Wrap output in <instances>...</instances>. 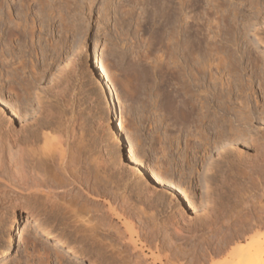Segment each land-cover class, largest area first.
<instances>
[{"label":"rangeland","instance_id":"374dc122","mask_svg":"<svg viewBox=\"0 0 264 264\" xmlns=\"http://www.w3.org/2000/svg\"><path fill=\"white\" fill-rule=\"evenodd\" d=\"M34 19L39 26H42H40L43 28L42 32H45L46 35L48 34V38H51L53 42L55 41L56 44L60 45L66 59L62 72L58 75L57 79L50 84V91L49 88H45L46 86H41L42 88L38 87L39 79L43 76L42 73L45 74L51 59L45 53V49L43 50L42 48L43 46L39 39L40 34L38 33L39 29L34 26ZM219 36L222 38L225 37L224 39L226 40H229V38H231V41L236 40L235 45L237 46L233 44L235 46L234 48L230 40L231 44L224 40V42L220 41L222 38L220 39ZM210 40L213 41L211 42ZM208 42L216 44L215 46H217V48L224 45V49L222 47V52L218 51L216 48L218 51L216 52L219 54L223 53V56H220L222 54H218L220 57H217L212 54L213 50H215V46L208 47L209 49L213 48L209 51L205 45ZM217 42L219 43L217 44ZM211 43L208 44L214 45ZM94 44L100 53L103 69L107 76L106 79H108L109 85L113 90V95L115 96L113 100L116 101H114V103L116 108L118 107L119 117L123 120V136L126 141L125 150L132 154L130 155L134 158L132 159L138 163V166H140L139 168L144 167L152 176H158L156 178H160L159 180L164 182L167 188H170L171 191L178 195L176 199L163 196L153 183L137 179L138 176L128 171L127 159L113 152L114 148H112V146L114 142L109 136H111L110 130L111 125L113 126L114 124V120L111 115L112 110L110 112L107 107V103H110L108 99L109 96L107 91L104 92V83L99 81L100 79H95L93 74L90 73ZM227 46L228 49L232 48V50L234 49L233 51L237 53L235 54L233 52V54L231 53L232 50L231 52L228 50L233 56L235 55V60L237 58L236 61H238L236 67L239 74L237 73L238 75L236 78H234V73H236L235 62H233L235 61L233 60L234 57L231 55L229 56V54L224 56L227 54V50L225 51ZM206 50L215 57L211 54V56L204 55ZM223 51L226 53L224 54ZM253 56L254 58L256 57L255 60L258 59L257 61L260 65H264V0H0V75L3 76H0V82L2 78L4 79L2 83H0V86H2L0 87V127L3 131L14 130L13 132H15L18 130L15 127H19L21 123L25 121L27 132L29 131L30 133L35 131L37 126L39 127L42 123L46 125L49 124L50 126L52 125V129H55L52 130L54 133L56 129L58 130L59 128L60 132L62 131V135L58 133L59 130L56 132V135H61L65 137V139L62 138L64 141H69V143H67L71 147L68 146V153H70V150L79 158L81 163L82 160H85L86 162L83 161L84 163H82L84 165L85 163L90 165L89 162H92L93 165L96 163L97 167L100 166L98 170L93 166V171H97L98 173L101 171L100 175L102 177L104 176V179L106 178V180L111 182L114 181L120 186L119 194L131 195L132 197L135 196V193L132 194V190L137 188L141 190V192L144 191L142 192V195H144L143 198H145V195L151 196L150 198H145L146 200L150 199V201H147L148 203L151 202L148 206L150 209L148 207L147 209L152 211L151 214L153 212L155 213L151 215L150 212L146 210L152 217H156L155 221L153 218L151 219L157 224H154V231L157 229L158 233L156 232V234H154V231L151 232L156 235V237L158 236L159 245L163 244L162 247L160 245V248L159 245L157 246L159 250H157V247L151 245L152 248H150L148 243V246L144 244V242H147L144 239L139 241L141 237L139 238L135 230L131 228L130 230L135 232L132 231L135 235L132 234V232L130 233V238L133 242L135 241V243H132L128 240L129 232L127 233L126 231L128 229L123 231L126 228H124V222H127V220L125 221L113 215L114 218L110 214L108 218V213H106L108 209L105 208H108V204L111 203L110 199L112 198L109 194L106 196L110 198L102 196L96 199L97 201L94 198H90L88 195L83 194L85 198L80 194V197H83V199L80 198L81 200L86 199L84 203L81 201L82 205L88 209L83 208V206L78 207L81 203L77 205L79 209L75 208L77 211L81 210L80 208L86 211L91 210L90 212H92L93 215L96 213L98 216L100 215L99 213H102L101 215L105 213L107 219L110 220V226L112 224L111 222L115 225H120L114 226L112 224L114 227L119 228H115V230L113 226L107 228L113 229V231L117 230V233H120V231L126 233L127 241L124 240L122 242L126 244V246H124L129 252L127 250L123 251L124 246L121 250L126 256H130V258H126V260L130 261L128 263L134 260L135 263L137 262L139 264H142L141 261L143 264H167L164 262L167 259L166 257H168L171 262L173 261L172 264H213L218 262V264H221L229 250L234 248L235 245L245 244L244 239H241L245 235L247 236L249 234L254 237L259 234H264V113L262 112L264 109L261 106L257 107L254 105L253 91L250 90L253 86L259 97L262 95L259 89L260 87H258L262 77H257L254 73L255 71L257 72V61L254 67L255 60L252 61ZM221 57L223 58V62L218 63V60L219 62L221 61ZM229 58L233 60L231 65L234 66V70L233 67L230 66L229 61H226ZM259 58H262V63ZM24 59H26V61ZM202 59L204 60L202 61ZM205 59L208 63L209 60L212 61L210 65L214 60L215 62L212 67L209 66L210 68L206 67V70H203L202 64L204 66L208 64L203 63ZM228 65L232 68L230 69ZM238 67L240 70L242 69V72ZM211 68L218 70H212ZM226 68H229L232 73ZM208 69L209 71H207ZM222 69L224 72L221 73H224V75H221V73L217 74L218 72L216 73V71H221ZM261 70L257 72V75L258 73L264 72ZM227 71L229 73H226ZM209 72L211 73L210 75L213 76H210ZM196 73L199 74H197L198 78L195 76ZM230 73L233 74L230 75V79L232 76L233 79L228 80ZM204 74H208L209 76ZM225 74H227V76ZM218 75L223 78L225 77L226 82L229 81L228 83L231 85V90H235L231 92L229 86L225 85L227 83L223 82L224 79L222 77L219 78ZM262 75L264 76V73ZM214 76L219 80V88L221 87L220 89L222 90L223 86L221 85L224 84L226 90L223 89L221 92L218 88V84L217 87H215V79L217 78H214ZM253 76L254 78H252ZM209 78H213V80L210 79V81L212 80L210 82L211 84L209 83ZM214 80L215 86L212 84ZM233 80L234 85H236L234 87L232 84ZM220 81L223 82V84L220 83ZM237 83H240L239 86L242 91L246 88L245 84L247 83L248 85L247 88L249 89H246V91L247 94L249 93V108L247 107V109H251L249 111L250 116L246 114L248 110H245L246 107H244V105H241L243 108L239 109L242 100L244 102V98H246L244 95L247 96V94L245 91L244 95H241V93L238 94L241 90L236 89L238 86ZM262 83H264V81ZM184 85L187 88H185ZM209 86L210 88L212 87V90L215 89L216 91H211L210 88L208 89ZM240 87H238V89H240ZM30 88L33 89L31 90L34 92L35 98H33V108L35 107L34 109L39 110V106L43 105L48 109L45 111L46 115L44 118H38L41 119L38 120V124L37 122L35 124L32 123L34 118H31L30 121L24 119L28 117V114L31 116L35 111L34 109L28 110L31 107L26 108V113V109L19 107L22 95L25 96L24 94H26ZM192 88L195 89L193 90ZM205 89L209 90H206L209 98L206 97V91L202 92ZM224 90L230 91L232 94L229 95L231 97L228 96L232 98L230 99V103H228L230 110L233 109L232 105H234L233 111L236 108L238 112L240 110H245L241 113V116L242 114H245L244 116H249L246 125L243 124V122H239L240 125L238 123V125L234 124L235 127L237 126L238 128L240 127V130H244L239 133L242 134V137L240 136L241 140L239 139V141L236 142L237 144L234 143L235 147H231L233 146L231 142L223 146L228 139H224V141L222 140L219 143V140L218 142L216 140L218 136L215 135L218 134L219 130L221 131L222 127L226 128V130L228 128V123L222 124V120H218L220 119L219 116L222 115L221 113H225V117L231 116L232 120V116L235 114V111L232 113V110L230 111L231 115L227 113L229 112L228 109L225 111V108H227L225 106H228V104L224 99L230 92H227V94L223 96L224 93H226ZM219 91L221 93H217ZM39 93L42 96L41 98L38 96ZM211 93H214V95L216 94L215 96H217V94L223 95H218L219 97L217 96L218 98H215ZM204 94L208 99H205ZM222 97L226 105L222 101ZM242 97L244 98L242 99ZM219 100L222 102H218ZM204 101H206L207 104ZM207 101L211 103L209 104ZM231 102L232 105H230ZM200 103H205L206 106L200 105ZM233 103H237V105ZM218 104H223L220 106L221 109H218ZM207 105L210 108H212L211 105H213V112L210 108L209 110L207 109ZM222 107L224 111H222ZM203 108H205V110ZM252 109L254 111H252ZM47 112H49L48 115L50 116L48 119ZM202 113H204V115ZM217 113L220 115L217 116ZM204 116L211 120L208 119V121ZM200 118H204L201 120L202 122L205 120L203 124H201V121L199 122ZM45 119L47 121H45ZM216 121L218 123L220 122V125L222 124L220 129L214 124ZM36 124L37 126H35ZM56 124L58 125L56 126ZM212 124L214 125L212 126ZM55 126L57 128H55ZM201 128L204 130L206 128L205 132L201 133ZM211 128H214L213 130L215 131L217 129V132L213 131ZM24 131L26 130H23V132ZM27 132L24 134L30 135L29 133L27 134ZM197 134L200 136H197ZM201 136H203L204 139L207 137L209 139H205V141H203L204 139L201 140L203 142L200 140L197 141V137L198 139L203 138ZM205 142L208 144L211 143L210 145L212 146L217 142L220 148L223 146V150L217 145H215L216 147L211 146L212 148L210 145L206 147L205 145L207 143ZM223 142H225V144H223ZM71 155L72 154H70V156ZM227 159L228 161L232 159L235 164L232 161L228 162ZM79 161L77 162L75 160L77 163H79ZM81 163L77 166H83L84 168L85 166ZM101 165L104 167L102 168ZM249 170L252 175L249 174ZM102 171L106 172L103 173ZM247 173L251 175V178ZM246 175L249 179L246 178L245 180L244 178L242 180V177H246ZM250 179H252V188L249 186L250 182H248ZM241 180L244 181V183L247 182V185L251 189L252 193L250 189L247 191L252 194V204H250L252 212L250 208L248 211L247 207L239 202L237 193L240 189V185L243 184ZM3 184H5L4 190L1 188ZM2 185H0L1 190H3V193H1L2 191L0 190V264H41L42 262H47L46 264H88V261H86L88 259L91 261L93 260L96 264L100 261H97L96 255H94V252H92L88 244L89 241H91H88V239H91V235L87 236L89 229H85L86 232L88 230L85 234V232L82 231L84 229L78 228L79 234L78 231L70 228L71 226L75 228L73 224L70 223L71 226L68 225V228L65 227L64 224L61 225V216L57 215L60 217H57V220L55 219L56 215L54 217V214H50L52 213L50 212V204L48 207L46 205L47 203L45 204L43 201L41 202V200H38L39 202L36 201V203H40L38 207V204L35 203L34 205V202H32L30 198L27 199L28 197L26 198L24 193H19L14 190V192H16V194H14V192L11 191L13 189H11L10 192L7 181L4 180ZM247 185L246 187H248ZM6 188L8 190H6ZM247 191L244 189V192ZM17 194H20V196ZM18 198L20 199L18 200ZM89 199L90 201H88ZM87 201L90 202L89 204L87 203L88 206L86 204ZM145 201L142 203L144 207L148 204L147 202L146 204ZM106 202L109 203L106 204ZM77 203L79 204V201ZM94 203L96 204L92 207ZM89 205L93 210L95 208L98 212L95 210V212H93ZM33 206H37L38 208ZM44 206L47 209H45ZM30 208L34 209L30 210ZM39 208L44 209V211ZM48 208L50 210H48ZM29 214L33 217H30ZM251 214L252 232L249 231V233L247 230L246 233H244V231L248 229V225L247 223H242L240 220L243 219L245 215L250 218ZM50 216H52L53 219ZM26 217H30V219L32 218L31 220L37 222L28 224L24 229V218ZM106 222L105 224L107 226L109 222L108 220H106ZM121 223H123V226H121ZM152 223L153 222L149 224L150 228L152 227L151 225H153ZM169 223L172 224L170 225ZM14 224L19 226L20 232H22L23 235L22 239H24L20 242L21 244L19 243L17 245L18 247H14L15 251L12 250L10 255L3 259V255L8 247L10 234L12 233L11 228L14 227ZM97 224L99 223H96V226L99 227L97 228L94 225V233L92 234H96L98 230L97 233L100 236L102 233V231H99L101 225ZM41 225L43 227H41ZM228 225L229 228L227 227ZM164 227L167 228V230L164 229ZM37 228L40 234L60 241L65 247L63 248L64 250H54L50 244H46V246L40 239L37 240L40 238L38 235L39 233H35ZM80 230L87 238L84 237L85 235L81 236L82 232H80ZM149 231L147 230V232ZM166 231L167 235L165 233ZM35 234H37L38 237ZM78 234L80 237H78ZM102 234L101 237H105V235L102 236ZM111 234L109 230L105 239L107 240L109 237L108 239L111 240L109 241L110 243H118L116 239H113L116 236V232H112L111 230ZM219 234H222V237H219L220 239L217 240L216 236H220ZM164 235H166V239L171 240V242L169 240V243L166 242L167 240L163 237ZM159 236H162L164 239L161 240L162 237L160 238ZM83 237L85 241L82 239ZM236 237H241L240 241L238 240L239 238ZM60 238L63 240L61 241ZM66 239L70 241V243H67ZM112 239L116 242H112ZM235 239H237V242ZM77 240L80 243H78ZM143 240L144 242H142ZM230 240L232 241L230 242ZM82 241H84L86 245ZM51 242L53 241L51 240ZM165 242L167 243V247L165 246ZM66 243L69 246L81 248V252L79 248H76L77 250L79 249L78 259L64 258V260L62 257L60 259L63 252L67 250ZM72 243L75 244V246H73ZM168 246L170 250L165 249L169 248ZM130 250H135V254L139 252L137 255L141 259H139L137 255H135V259H132ZM127 253L130 255H127ZM125 255H123V262L121 258L116 260L118 259L116 256L114 258L111 257L113 260H111L110 257H106L108 259L107 262L109 264H116V262L118 264L120 262V264H124ZM165 255L167 256L165 257ZM93 257L96 260H94ZM136 258L137 260L139 259V262L136 261ZM101 260L103 262H100L103 264L106 263L104 262V260L106 261L105 258L104 260L101 258ZM113 261L115 263H113ZM131 264L134 263L132 262Z\"/></svg>","mask_w":264,"mask_h":264},{"label":"bare ground","instance_id":"6f19581e","mask_svg":"<svg viewBox=\"0 0 264 264\" xmlns=\"http://www.w3.org/2000/svg\"><path fill=\"white\" fill-rule=\"evenodd\" d=\"M254 6H255V4H254ZM257 7V6H256ZM258 8H259V6H258ZM257 9V8H256ZM255 9V10H256ZM260 12V11H259ZM257 13V12H256ZM4 17V16H3ZM33 18V17H32ZM12 22V21H11ZM22 22V21H21ZM32 22V21H31ZM33 22H34V26L36 27V28H38L39 29V31H38V33L40 34V37H39V39L41 40V43H42V48H43V50L45 51V53L48 55V57L51 59L50 60V64H49V67H48V69L46 70V72H45V74L44 73H42L43 74V76L41 77V79H39V86L38 87H41V86H46L45 88H49V91H50V84L52 83V82H54L56 79H57V77H58V75L62 72V70H63V68H64V63L66 62V59H65V55H64V52L62 51V49L60 48V45H58V44H56L55 43V41L53 42L52 41V39L51 38H48V34L46 35L45 34V32H42V29L43 28H41L39 25H38V23L35 21V19L33 20ZM32 22V23H33ZM13 25V24H12ZM17 27V26H16ZM22 27V26H21ZM16 30V29H15ZM24 30V29H23ZM28 30V29H27ZM21 32V31H20ZM22 34V33H21ZM24 35V34H23ZM26 35V34H25ZM216 36V35H215ZM218 36V35H217ZM222 36V35H221ZM220 37V36H219ZM217 38V37H216ZM222 37H220V39H221ZM225 38V37H224ZM224 38H222V40H220V41H227V42H229L230 43V39L231 38H229V40L227 39H224ZM234 38V37H233ZM232 38V39H233ZM210 39V38H209ZM208 39V40H209ZM212 39V38H211ZM235 39V38H234ZM213 40H214V38H213ZM212 40V41H213ZM211 41V40H210ZM211 41V42H212ZM215 41V40H214ZM219 41V40H218ZM219 41V42H220ZM223 41V42H224ZM233 41H234V43H233ZM235 41L236 40H232L231 42H232V46H234L235 45ZM211 42H208V43H211ZM216 42V41H215ZM219 42H217V44L219 43ZM58 43V42H57ZM206 43V42H205ZM207 43V44H208ZM222 43V42H221ZM205 44L206 46H207V48L209 47H214L216 44H214V43H211V44H214V45H210V44ZM224 44H227V43H224ZM231 44V43H230ZM234 44V45H233ZM220 45V44H219ZM222 45H223V43H222ZM206 46H203V47H206ZM224 46V45H223ZM223 46H219L220 48H217V46H215L214 47V49L215 50H213V52H212V54H214V55H216L217 57H220V56H223V53H220V54H222V55H220L219 53H217L218 51H220V52H222V50L224 49V47ZM228 46H229V44H228ZM228 46L225 48V51L227 50V54H225L226 52H224V56H227L228 54H229V56L231 55L232 57H234L233 58V60H235V55L233 56V54L235 53V54H237L236 52H234L233 50H232V48L230 49H228ZM235 46H237V45H235ZM235 46H234V48H235ZM222 47H223V49H222ZM231 47V46H230ZM207 48H205V49H207ZM208 48V50L210 51V50H212V49H209ZM218 49V51H217V49ZM204 49V48H203ZM202 49V50H203ZM219 49H221V50H219ZM208 50H206V53H207V51ZM231 52V50H232V52L231 53H233V54H231L229 51ZM23 51V50H22ZM209 51H208V53L206 54H204V55H208V56H211L210 54H209ZM217 51V52H216ZM93 54H92V68H91V70H90V68H89V70H90V73H92L93 74V77L95 78V79H100L99 81H102L103 83H104V92H106L107 91V93H108V96H109V101H110V103H107V107H108V109H109V111L111 112V110H112V116H113V120H114V124H113V126L111 125V130H110V132H111V136H109L111 139H112V141L114 142V144H113V146H112V148H114L113 149V152L116 154V155H121V157H125V159H127V169H128V171L131 173V174H133V175H136V176H138V178L137 179H141V180H146L147 182H151V183H153L155 186H157V188L159 189V192L163 195V196H165V197H169V198H171V199H176V196L178 197V195H176L173 191H171L170 190V188H167V186L166 185H164V182H162L161 180H159L158 178H156V177H158V176H156V177H154V176H152L148 171H147V169L145 168L144 169V167L143 168H139L140 166H138V163L136 162V161H134L133 159V157H131V153H129L128 151H126L125 150V139H124V136H123V133H124V128H123V120H122V118H120L119 117V114H118V111L119 110H117L118 109V107L116 108V106H115V103H114V101L115 100H113L114 98H115V96L113 95L114 93H113V90L111 89V87H110V85H109V81H108V79H106L107 78V76H106V74H105V71H104V67H103V65H102V62H101V58H100V53L98 52V49H97V47H96V45L94 44L93 45ZM203 52H205V51H203ZM203 52H202V54H203ZM216 54H215V53ZM229 52V53H228ZM198 53H199V51H198ZM197 54V53H196ZM220 56H219V55ZM214 55H212V56H214ZM215 57V56H214ZM213 57V58H214ZM264 57V56H263ZM198 58V57H197ZM256 58V57H255ZM255 58H254V56H253V59H252V61L253 60H255ZM258 58V57H257ZM218 59H220V58H218ZM229 59H231V60H229ZM229 59H227L226 61L228 62L229 61V64H230V66H232L233 67V70H234V66L233 65H231L232 64V58H229ZM260 59V58H259ZM25 61H26V59H24ZM204 59H202V61H203ZM221 61L219 62V60H218V63H221V62H223L222 60H223V58L221 57V59H220ZM236 60H237V58H236ZM233 61V62H235V67H236V65L238 64L237 62L238 61ZM258 60V59H257ZM257 60H255L254 62V67H255V64H256V61ZM262 60V58L260 59V61ZM24 61V62H25ZM30 61H32V60H30ZM207 60L205 59V62H203V63H208V61L206 62ZM231 61V62H230ZM259 61V62H260ZM212 61H210L209 60V65L207 66V65H203L202 64V69L204 70L206 67L207 68H210V67H212L213 66V63L215 62V60H214V62L210 65V63H211ZM263 61H261V63H262ZM27 63V62H26ZM195 63V62H194ZM199 63V62H198ZM253 63V62H252ZM29 64V63H28ZM23 65V64H22ZM27 65V64H26ZM217 65V64H216ZM223 65V64H222ZM221 65V66H222ZM227 65V64H226ZM260 64L258 63V61H257V65H256V68H257V72L259 71V70H261V71H264V65L263 64H261V65H263V66H259ZM29 66V65H28ZM210 66V67H209ZM229 66V65H228ZM229 66V68L231 69L232 67H230ZM240 66V65H239ZM2 67V66H1ZM192 67V66H191ZM196 67V66H195ZM198 67V66H197ZM200 67V66H199ZM217 67V66H216ZM216 67H214V68H216ZM253 67V68H254ZM189 68V67H188ZM218 68H219V65H218ZM229 68H226V69H228L229 71H230V69ZM256 68H254V69H256ZM93 69V70H92ZM193 69V68H192ZM212 69V68H211ZM210 69V70H211ZM236 70V73H234V78H236V76L239 74L238 73V70H237V67L235 68ZM238 69L240 70V68L238 67ZM1 70V69H0ZM201 70V69H200ZM206 70V69H205ZM212 70H218V69H212ZM211 70V71H212ZM242 70V69H241ZM240 70V71H241ZM23 71V70H22ZM94 71H95V73H94ZM193 71V70H192ZM199 71V70H198ZM207 71H209V69L207 70ZM220 71V70H219ZM219 71H216V73L217 74H219V73H221V72H224L223 71V69L219 72ZM239 71V72H240ZM252 71H253V69H252ZM1 72V71H0ZM26 72V71H25ZM190 72H191V70H190ZM203 72V71H202ZM213 72H215V71H213ZM231 72V71H230ZM234 72V71H233ZM242 72V71H241ZM257 72L255 71L254 73L256 74V76L257 77H262L261 79V81H260V83L259 82H257V83H259L258 84V87H260L259 89L261 90V92H262V95L259 97V95L256 93V89L254 90V88H253V86H252V89H250V90H252L253 91V95H254V105H256L257 107H259V106H261L263 109H264V83H262L263 81H264V76L262 75L263 73H258V75H260V76H258L257 75ZM188 73V72H187ZM203 73H205V72H203ZM207 73V72H206ZM214 74V75H217V74ZM226 73H229L228 71L226 72ZM232 73V72H231ZM229 74V76H228V80H231V79H233L232 77H231V79H230V75H233V74ZM238 73V74H237ZM254 73L252 72V74L254 75ZM184 74V73H183ZM197 74L198 73H196V75L195 76H197ZM211 73L209 72V75H210ZM224 75V73H221V75ZM236 74V75H235ZM242 74V73H241ZM40 75V74H39ZM191 75H192V72H191ZM199 75V74H198ZM204 75H208V74H204ZM208 75V76H209ZM226 76H227V74H225ZM0 76H2V75H0ZM187 76V75H186ZM193 76H194V73H193ZM207 76V77H208ZM210 76H213V75H210ZM255 76V75H254ZM254 76L252 77V78H254ZM255 76V77H256ZM3 77V76H2ZM190 77V76H189ZM218 77L219 78H221L222 76H220V75H218ZM239 77V76H238ZM1 78V77H0ZM197 78H198V76H197ZM206 78V77H205ZM214 78H217L216 76H214ZM223 78V77H222ZM184 79V78H183ZM200 79V78H199ZM210 79H212L213 80V78H209L208 80H209V83L212 81H210ZM224 79V81L222 80V79H220V80H222L223 82H226V80H225V77L223 78ZM257 79V78H256ZM259 79V78H258ZM4 79L2 78V81H3ZM194 80V79H193ZM215 80H216V86H215ZM214 80V82L212 83V84H214L213 86H215V87H217V84L219 83V80H218V78L217 79H215ZM217 80H218V82H217ZM227 80V81H228ZM2 81L0 82V83H2ZM38 81V80H37ZM98 81V80H97ZM189 81V80H188ZM236 81V80H235ZM237 81H239V80H237ZM242 81V80H241ZM252 81L254 82V80L252 79ZM257 81V80H256ZM101 82V83H102ZM194 82V81H193ZM197 82V81H196ZM195 82V83H196ZM223 82H221L220 81V83H222L223 84ZM229 82V81H228ZM228 82H226L227 84H225L226 86H229V90L232 92V90H235V89H232L231 90V85H230V83H228ZM231 82V81H230ZM243 82V81H242ZM4 83V82H3ZM100 83V82H99ZM102 83V84H103ZM199 83H200V81H199ZM38 84V83H37ZM211 84V83H210ZM232 84H233V87L234 86H236V85H234V80L232 81ZM236 84V83H235ZM238 84V86H237V90H241V91H239L238 92V94L239 93H241V95H244V91L246 92V94H247V91H246V89H249V88H247L248 87V85H247V83L245 84V90H243L242 91V89H241V87L239 86V84L240 83H237ZM242 84H244V83H242ZM3 85V84H2ZM247 85V86H246ZM50 86V87H49ZM195 86V85H194ZM219 84H218V88H219ZM221 86H223V89H225L224 88V84L223 85H221ZM242 86H244V85H242ZM251 86V85H250ZM0 87H2V86H0ZM184 87H185V85H184ZM193 87V86H192ZM215 87H213V88H215ZM238 87H240V89H238ZM257 87V88H258ZM42 88V87H41ZM185 88H187V87H185ZM207 88V87H206ZM210 88V86L208 87V89ZM212 88V87H211ZM210 88V90L211 91H214V90H212ZM221 88V87H220ZM219 88V89H220ZM32 88H30L29 90H30V92H29V90H28V92L26 93V94H24L25 96H23L22 95V98H21V100H20V105H19V107L20 108H24V109H26V108H29V107H31L30 109H28V110H31V109H34L33 108V106H32V103H33V98H34V92L31 90ZM39 89V88H38ZM193 89V88H192ZM195 89V88H194ZM193 89V90H194ZM218 89V90H219ZM223 89L221 90L220 89V91L222 92L223 91ZM228 89V88H227ZM207 89H205L204 91H202V92H205ZM226 90V89H225ZM224 90V91H225ZM42 91V90H41ZM44 91V90H43ZM207 91H209V90H207ZM206 91V97H208V92ZM210 91V92H211ZM216 91V90H215ZM217 92V93H221V92ZM230 91H225L226 93H224V95L223 96H225V94H227V92H230ZM15 92V91H14ZM38 92V91H37ZM186 92V91H185ZM184 92V93H185ZM231 92L230 93H228L227 94V96H225V99H227V100H225L223 97H222V101H223V99H224V101H226V103L228 104V103H230V99H232V98H229V97H231V96H229L230 94H231ZM233 92H237V91H233ZM36 93V92H35ZM50 93V92H49ZM243 93V94H242ZM258 93H260V92H258ZM38 94V93H37ZM205 94H204V97H205ZM212 94V93H211ZM210 94V95H211ZM235 94V93H234ZM214 95V93L212 94V96ZM216 95V94H215ZM214 95V96H215ZM218 95H220V94H217V96ZM222 95H220V96H222ZM232 95V94H231ZM241 95H240V97H241ZM248 95H249V93L247 94V96L246 95H244V97H246L247 98V100H246V98H244V97H242V99L244 98V102H243V100H242V104H238L239 105V109H242L243 107L241 106V105H244V107H246V114H250L249 113V111L251 110H249V109H247V107H248V102H249V100H248ZM37 96V95H36ZM38 96H40V98L42 97L41 95H40V93H39V95ZM37 96V97H38ZM203 96V95H202ZM217 96H215V98L217 97ZM229 96V97H228ZM205 97V99H208V98H206ZM219 97V96H218ZM217 97V98H218ZM228 97V98H227ZM39 98V99H40ZM212 98V97H211ZM35 99V98H34ZM205 99H203V100H205ZM220 99V98H219ZM237 99V98H236ZM198 100V99H197ZM213 100V99H212ZM218 100V99H217ZM221 100V99H220ZM218 101V102H222V101ZM234 100V99H233ZM32 101V102H31ZM201 101V100H200ZM210 101H211V99H210ZM214 101V100H213ZM223 101V102H224ZM227 101H229V102H227ZM236 101V100H235ZM116 102V101H115ZM199 102V101H198ZM205 103H206V101H204ZM208 102V101H207ZM232 102H234V101H232ZM232 102H231V104L230 105H232ZM239 102V101H238ZM237 102V103H238ZM261 102H263V103H261ZM202 103V102H201ZM200 103V105H203V106H206L205 105V103L204 104H201ZM209 103V102H208ZM211 103V102H210ZM209 103V104H210ZM219 103V104H220ZM237 103L235 104V103H233V104H235V105H237ZM261 103V104H260ZM207 104V103H206ZM213 104V103H212ZM218 104V105H219ZM224 104H225V102H224ZM250 104V103H249ZM215 105V104H214ZM223 105V104H222ZM222 105H219L218 106V109L220 108V106H222ZM226 105V104H225ZM253 105V104H252ZM189 106V105H188ZM208 106V105H207ZM212 106V108H213V105H211ZM234 105H232V108L234 109V107H233ZM40 107V109L39 110H36V109H34L33 111V114H31V116H29L30 114H28L27 116V118H24L26 121H30L31 120V118H34L33 119V122L32 123H36L37 122V124H38V120H41V119H38V118H40V117H42V118H44L45 117V115H46V113H45V111H47L48 109L47 108H45V106H39ZM191 107H192V105H191ZM200 107V106H199ZM202 107V106H201ZM215 107V106H214ZM224 107V106H223ZM223 107H222V109H223ZM225 107H227V108H225ZM224 108H225V111H227L226 109H228V111L229 112H227L229 115H231L230 114V111L232 110V113L235 111V114H233V116H232V118H233V120L231 119V116H228V117H230V118H228L227 116V118L224 116V114L225 113H221L222 115L221 116H219L220 114H218L217 116H219L220 117V119H218V120H222L221 121V123L222 124H227L228 125V128H227V130H226V128H224V127H222L221 125H220V122L218 123L217 121L214 123L215 125H216V127H218L219 129L221 128V131L219 130V132H218V134H215L216 136H218L217 138L218 139H216L217 140V142H218V140H219V143L223 140L224 141V139H228L227 140V142H226V144H225V142H223V144H225V145H223V146H226L229 142H231L232 144H233V146H231V147H235V144L234 143H236L237 141H239V139L241 140V138H240V136L242 135V134H239L242 130H240V127L238 128L237 126L235 127V125L238 123L239 124V122H243V124H245L246 125V123H247V121H248V117L250 116H244L245 114H242V116H241V113H243V111H245V110H243V111H236V109L233 111V109H231L230 110V107H229V104H228V106H225ZM50 108V107H49ZM209 106H208V110H209ZM212 108H210V110H212ZM217 108V107H216ZM249 108V107H248ZM189 109V108H188ZM202 109V108H201ZM204 110H205V108H203ZM221 109V108H220ZM255 109L257 110V108L255 107ZM182 110V109H181ZM180 110V111H181ZM217 110V109H216ZM238 110V109H237ZM260 110V109H259ZM26 111V113H27V109L25 110ZM192 111V110H191ZM200 111H202V110H200ZM218 111V110H217ZM216 111V112H217ZM221 111V110H220ZM222 111H224V109L222 110ZM252 111H254L253 109H252ZM258 111V110H257ZM262 111V110H261ZM260 111V112H261ZM189 112V111H188ZM197 112V111H196ZM206 112H208V111H206ZM212 112H213V110H212ZM215 112V111H214ZM238 112V114L236 115V113ZM263 113H264V111H262ZM261 112V113H262ZM22 113H24V112H22ZM30 113V112H29ZM48 113L49 112H47V115H48ZM210 113V112H209ZM209 113H206V114H209ZM253 113V112H252ZM256 113V112H255ZM187 114V113H186ZM189 114V113H188ZM191 114V113H190ZM203 115H204V113H202ZM205 114V115H206ZM239 114H240V116H239ZM256 114H259V113H256ZM22 115V114H21ZM26 115V114H25ZM198 115V114H197ZM210 115V114H209ZM209 115H207V116H209ZM216 115V114H215ZM235 115V116H234ZM188 116V115H187ZM25 117V116H24ZM48 117H50L49 115L47 116V119H48ZM198 117V116H197ZM197 117H195V118H197ZM203 117V116H202ZM214 117V116H213ZM253 117V116H252ZM53 118V117H52ZM190 118H192V117H190ZM204 118L205 119H207L205 116H204ZM203 118V119H204ZM215 118H216V116H215ZM54 119V118H53ZM193 119V118H192ZM203 119H201L200 118V120H199V122L201 121V120H203ZM209 120H211L210 118H208ZM207 119V120H208ZM198 120V119H197ZM208 120V121H209ZM213 120H215V119H213ZM24 121V120H23ZM45 121H47L46 119H45ZM58 121V120H57ZM56 121V122H57ZM205 121V120H204ZM203 121V122H204ZM25 122V121H24ZM21 123V125L19 126V127H15L16 129H18L17 131H15V132H13L12 130H8V131H3V130H1V127H0V185H2V182H4V180L5 181H7V183L9 184L8 185V187H9V191L11 190V189H13V190H11V191H13L14 192V190L15 191H17V192H19V193H24L25 194V197L27 198V199H29L30 198V200L32 201V202H34V205H35V203H36V201H38V200H41V202L43 201L47 206L50 204V209L48 208V210H50V212H52V213H50L51 215L52 214H54V217H55V215H56V218L55 219H57L58 220V218H60V217H58L57 215H59V216H61V225L62 224H64L65 225V227H69L68 225H70L71 226V224H73L74 226L73 227H75V228H72V226L70 227L71 229H75L76 231H78V228L79 229H84V230H82L83 232H85V234L88 232V230H87V232H86V230L85 229H89V233L87 234V236L88 235H91V239H88V241L89 240H91V241H89V243L88 242H86V243H88L89 245H90V247H91V249H92V252H94V255H96V257H97V261L98 260H100V261H102L101 260V258H103V260H104V258L106 259V261L104 260V262H106L105 264H107L108 262H107V258L106 257H110V259H111V257H115L116 256V258H118V259H116V260H119V258H121V261L123 262V255H125L124 253H123V251L124 250H127L128 251V249L127 248H125V246H126V244H123V242L122 241H127L126 239V233L125 232H123V231H125L126 229H128V230H126L127 231V233L129 232V238H130V233L133 231H131L130 229L132 228V229H134L135 230V232H136V234L138 235V237L140 238L139 239V241L141 240V239H144L145 241H147V242H144V240L142 241V242H144V244H146L147 245V243L149 244V247L150 248H152L151 246H155V247H157L158 245H159V241H158V239L159 238H157L156 237V235H154V234H156V232H157V229L154 231V227H155V225L154 224H156V223H154V221L156 220L155 218H154V216L152 217L151 215L153 214L154 215V213L155 212H153L152 214H151V210L149 211L148 209H147V207L149 206V204L151 203H148L147 201L149 200L150 201V199H145L146 197L147 198H150L151 196H148V195H145V198H143L144 197V195H142V192H144V191H142L141 192V190H138L137 188V190H136V192H135V190H132V194L133 193H135V196H132L131 197V195H126V194H119V192H120V189H119V187L120 186H118L113 180V182H111V181H109V180H106V178L104 179L101 175H100V172L98 173L97 171H93V166H95L94 168L95 169H99L98 167H100V166H96V163H94V165H93V163L91 162H89V164L90 165H88V163L86 164L85 163V165L84 164H82V163H84L83 161H85V160H82V163L79 161V158L78 157H76L70 150H69V152L70 153H68V146H70V145H68V143H69V141H64V139H65V137H62L61 135H62V131L60 132V130H59V128H58V130L56 129V131H55V133H54V131L52 132V130H55V129H52V125L50 126L49 124V126L48 125H46V124H43L42 123V125H39V127L37 126V124L35 125V126H37V128H36V130L35 131H33L32 133H30L29 131L27 132V125H25L26 123ZM44 122V121H43ZM202 122V121H201ZM203 122L201 123V124H203ZM48 123V122H47ZM54 123V122H53ZM60 123V122H59ZM206 123V122H205ZM31 124V123H30ZM40 124V123H39ZM214 124H212V126L214 125ZM235 124V125H234ZM237 124V125H238ZM242 124V123H241ZM249 124V123H248ZM54 125V124H53ZM58 124H56V126H57ZM207 125V124H206ZM209 125V124H208ZM240 125V124H239ZM33 126V125H32ZM55 126V128H57ZM197 126V125H196ZM225 126V125H224ZM243 126V125H242ZM241 126V127H242ZM54 127V126H53ZM203 127V126H202ZM208 127V126H207ZM246 127V126H245ZM25 128V129H24ZM215 128V127H214ZM213 128V129H214ZM244 128V127H243ZM61 129V128H60ZM202 129V128H201ZM200 129V130H201ZM208 129V128H207ZM212 129V128H211ZM212 129V130H213ZM225 129V130H224ZM245 129V128H244ZM5 130V129H4ZM23 130H26V131H24L23 132ZM204 129H202V131H201V133H203V132H205V130H206V128H205V130L203 131ZM246 130V129H245ZM58 131V133L59 134H61V135H59V136H57L56 135V132ZM213 131H215V130H213ZM244 131V130H243ZM242 131V132H243ZM247 131V130H246ZM27 132V134L29 133L30 135H26V134H24V133H26ZM206 132H208V131H206ZM210 132V131H209ZM215 132H217V129H216V131ZM71 133V132H70ZM200 133V132H199ZM200 133V134H201ZM205 134V133H204ZM203 134V135H204ZM244 134V133H243ZM202 135V134H201ZM206 135V134H205ZM245 135V134H244ZM243 135V136H244ZM197 136H200V135H198L197 134ZM215 136V137H216ZM195 137H196V135H195ZM201 137H203V136H201ZM200 137V138H201ZM207 137V136H206ZM226 137V138H225ZM242 137V136H241ZM62 138H64V139H62ZM71 138V137H70ZM110 138H109V140H110ZM63 140V142H62V140ZM195 139V138H194ZM204 139V137L203 138H201V139H198V137H197V141L198 140H203ZM206 140L207 139H209L208 137L207 138H205ZM205 139L203 140V141H205ZM68 140V139H67ZM71 141V140H70ZM111 141V140H110ZM112 141H111V143H112ZM203 141H201V142H203ZM68 142V143H67ZM209 142H211V141H209ZM217 142H216V144H214V146L215 145H217ZM205 143H207V142H205ZM215 143V142H214ZM211 144V143H210ZM210 144H206L205 146L207 147V146H209ZM222 144V143H221ZM232 144H230V145H232ZM237 144V143H236ZM212 145H210V147H211ZM214 146H212V147H214ZM218 147L220 146V145H217ZM223 146H221V148H222V150H223ZM71 147V146H70ZM210 147H208V148H210ZM211 147V148H212ZM216 147V146H215ZM220 148V147H219ZM218 148V149H219ZM220 148V149H221ZM238 148V147H237ZM219 149V150H220ZM206 150V149H205ZM221 151V150H220ZM79 152V151H78ZM70 154H72L71 156H70ZM131 154V155H130ZM77 155H79V154H77ZM74 156H75V158H74ZM221 156V155H220ZM76 158H78V159H76ZM86 158V157H85ZM133 158V159H132ZM75 160L78 162L79 161V163H81L82 165H84L85 167L83 168V166L80 168L79 166H77V165H79V163H77V162H75ZM126 161V160H125ZM227 161H228V159H227ZM229 161H232V159L230 160L229 159ZM228 161V162H229ZM86 162V161H85ZM94 162V161H93ZM234 164H235V162L234 161H232ZM231 162V163H232ZM137 163V164H136ZM227 163V162H226ZM238 163V162H237ZM103 164V163H102ZM229 164V163H228ZM99 165V164H98ZM105 165H107V164H105ZM230 165V164H229ZM101 167L103 168L104 166H102L101 165ZM252 168V167H251ZM103 170V169H102ZM252 170V169H251ZM96 172V173H95ZM103 173H105L104 171H102ZM251 171L249 170V174H251L252 175V173H250ZM153 174V173H152ZM104 175V174H103ZM247 175H248V173H247ZM247 175H246V177H242V180L245 178V180H246V178H247ZM251 175H248L250 178H251ZM109 177V176H108ZM249 177L247 178V179H249ZM163 178V177H162ZM241 180V181H242ZM117 182V181H116ZM243 182V184L242 185H240V189L238 190V193H237V195H238V198H239V202H240V204H243L245 207H247V209H248V211H249V208H250V211L252 212V207H251V205L250 204H252V192H251V189H250V187L249 186H251V188H252V179H250V180H248V182H250L249 184V186L247 185L248 183L246 182V183H244V181H242ZM127 183V182H126ZM4 185L5 184H3L2 185V189L4 190ZM128 185H130V184H128ZM246 185L248 186V187H246ZM138 186V185H137ZM247 189H246V188ZM1 188H0V190H1ZM129 188V187H128ZM247 191L248 189H250V192L249 191H247V192H244V189ZM3 190H1L2 192L1 193H3ZM6 190H8L7 188H6ZM10 191V192H11ZM127 191V190H126ZM241 191H242V193H241ZM127 192H129V191H127ZM126 192V193H127ZM7 193H9V192H7ZM125 193V192H124ZM151 193V192H150ZM247 193V194H246ZM4 194H5V192H4ZM14 194H16V192H14ZM13 194V195H14ZM80 194L83 196V197H85L84 195H88V196H90V198H94L95 200L96 199H98L99 197H102V196H105V197H107L106 195H108L109 194V196L112 198V199H110L111 200V203H107L106 202V204H108L109 206H108V208L106 207L105 209H108V212H106V211H103V212H106V213H108L107 214V216L110 214L111 216H113V215H115V217L117 216V217H119L120 219H124L125 221L127 220V222H124L125 223V226H124V230H123V228H122V230L123 231H120V233L118 232L117 233V230L116 231H113V229H109V228H111V226H120V225H115V224H113V222H111L112 224H111V226L109 225L110 224V220L109 219H107V217L105 216V213H103V215H101L102 213H99L100 215L98 216V215H96V213H95V215H93V213L92 212H90L91 210H90V205H92V204H90L89 206V210L90 211H86V210H83L82 208H80L81 210H79V211H77L76 209H79L78 207H82L83 206V208H86V207H84V205H82V203H81V201H83V203L86 201V199H84V200H81V199H83V197L81 198L80 197ZM84 194V195H83ZM148 194H149V192H148ZM11 195H12V193H11ZM18 196H20V194H17ZM7 196V195H6ZM87 196V197H88ZM108 196V197H109ZM107 197V198H108ZM109 197V198H110ZM17 198V197H16ZM24 198V197H23ZM81 198V199H80ZM86 198V197H85ZM20 198H18V200H19ZM93 199V200H94ZM146 201H145V200ZM26 200V199H25ZM93 200H92V202H93ZM6 201V200H5ZM79 201V204L77 203ZM88 201H90V199L88 200ZM86 202V204L88 203H90V202ZM97 201V200H96ZM108 201H109V199H108ZM143 201H145V203L147 204L145 207L142 205V203H144ZM31 202V203H32ZM39 202V201H38ZM91 202V203H92ZM30 203V204H31ZM80 203H81V205H80ZM36 204H38V207L40 206L39 204L40 203H36ZM42 204V203H41ZM88 204H87V206H88ZM96 203H94L93 204V206L92 207H94V205H95ZM32 205H33V203H32ZM32 205H30V206H32ZM44 205V204H43ZM77 205H80V206H78L77 207ZM10 206V205H9ZM96 206H98V205H96ZM151 206H153V205H151ZM33 207H36V208H38L37 206H33ZM43 207V206H42ZM41 207V208H42ZM45 207V206H44ZM49 207V206H48ZM91 207V208H92ZM104 207V206H103ZM2 208V207H1ZM76 208V209H75ZM97 208V207H96ZM100 208V207H99ZM149 209H150V207H148ZM152 208V207H151ZM32 208H30V210H31ZM34 209V208H33ZM32 209V210H33ZM40 209V208H39ZM45 209H47L46 207H45ZM86 209H88V208H86ZM104 209V210H105ZM150 212V214L148 213V211ZM40 210H43L44 211V209H40ZM39 210V211H40ZM47 210V211H48ZM94 210L96 211V212H98L95 208H94ZM93 210V208H92V211L93 212H95ZM101 210V209H100ZM154 210V209H153ZM37 211V210H36ZM30 212V211H29ZM32 212V211H31ZM100 212V211H99ZM1 213V212H0ZM47 213V212H46ZM45 213V214H46ZM32 214V213H31ZM47 214H49V213H47ZM46 214V215H47ZM92 214V215H91ZM156 214H158V213H156ZM160 214V213H159ZM32 215H34V214H32ZM29 216L30 217H33V216H31L30 214H29ZM106 218H105V217ZM30 217H26V218H24V222H25V226H24V229L26 228V226L28 225V224H32V223H36V222H34V220H31L30 219ZM50 217H52V216H50ZM58 217V218H57ZM114 217V216H113ZM112 217V218H113ZM114 217V218H115ZM37 218V217H36ZM108 218H109V216H108ZM119 218H117V219H119ZM151 218H153V220L151 219ZM39 219V218H38ZM52 219H53V217H52ZM110 219H111V217H110ZM41 220V219H40ZM106 220H108V225L106 226V224H105V222H106ZM53 221V220H52ZM162 221V220H161ZM242 223H247V225H248V229H246L245 231H244V233H246V231L247 232H252V214H251V217L249 218L247 215H245V217L243 218V219H241L240 220ZM120 222H122V221H120ZM151 222H153L152 224L153 225H151L152 227V229L150 228V226H149V224L151 223ZM157 222V221H156ZM14 223V222H13ZM18 223V222H17ZM40 223V222H39ZM58 223V222H57ZM71 223V224H70ZM95 223V224H94ZM96 223H99L101 226H102V228H101V226H100V232L102 231V236H104L105 235V237H101V234H100V236H99V234L97 233V229H95V230H97L96 231V234H92V233H94V225L96 226ZM107 223V222H106ZM168 223V222H167ZM24 224V223H23ZM22 224V225H23ZM41 224V223H40ZM45 224V223H44ZM52 224H53V222H52ZM99 224H97V225H99ZM122 225L121 226H123V223H121ZM159 224V223H158ZM170 224V223H169ZM172 224V223H171ZM170 224V225H171ZM37 225V224H36ZM39 225V224H38ZM37 225V226H38ZM46 225V224H45ZM48 225H49V223H48ZM60 225V224H59ZM157 225V224H156ZM162 225V224H161ZM40 226V225H39ZM113 226V227H114ZM168 226V225H167ZM41 227H43L42 225H41ZM51 227V226H50ZM64 227V226H63ZM97 227V226H96ZM95 227V228H96ZM99 227V226H98ZM97 227V228H98ZM107 227H109V228H107V230H106V228ZM157 227V226H156ZM171 227V226H170ZM228 228H229V225L227 226ZM1 228V227H0ZM40 228V227H39ZM49 228V227H48ZM104 228H105V230H104ZM115 228L117 229L118 227H114V230H115ZM158 228V227H157ZM12 229V233L10 234L11 236H10V239H9V241H8V247H7V249H6V252H5V254L3 255L4 257H3V259H5L6 257H8L9 255H10V252L12 251V250H14V247L15 246H17L23 239H22V232H20V228H19V226H17L16 224H14V227L13 228H11ZM35 229V228H34ZM71 229H69V230H71ZM110 230V234H111V230H112V232H116V238L114 237H111L112 236V234H111V238H113L114 240L116 239V241L118 242V243H116V244H113V243H110L109 241H111V240H109L108 238H107V240L105 239L106 238V236L108 235V231ZM119 229V228H118ZM151 229V230H150ZM161 229H162V227H161ZM160 229V230H161ZM164 229H166L167 230V228H165L164 227ZM43 230V229H42ZM90 230H91V232H90ZM147 230L149 231V232H147ZM171 230V229H170ZM172 230H173V228H172ZM171 230V231H172ZM22 231V230H21ZM32 231V230H31ZM34 231V230H33ZM36 232L35 233H39L38 235H39V237L40 238H38L37 240H39L40 239V241H42L43 242V244H50L51 246H52V248L54 249V250H62L63 248H65L64 247V245H62L61 244V242L60 241H57L56 239L54 240L53 238H49V236H46V235H44V234H40V231L38 230V228L35 230ZM76 231H74V232H76ZM81 230H80V232H82ZM93 231V232H92ZM151 231H154V234L151 232ZM219 231V230H218ZM73 232V231H72ZM82 232V235L81 236H83V235H85L84 233ZM122 232V233H121ZM134 232V231H133ZM132 232V234H134ZM175 232H177V231H175ZM249 232V233H250ZM21 233V234H20ZM71 233V232H70ZM78 233H79V231H78ZM91 233V234H90ZM158 233V232H157ZM166 233V235H167V231L165 232ZM165 233H163V234H165ZM168 233H169V231H168ZM75 235H77L76 233H74ZM80 234V233H79ZM79 234H78V237H80L79 236ZM36 236H37V234H35ZM52 235V234H51ZM72 235V234H71ZM74 235V236H75ZM114 235H115V233H114ZM113 235V236H114ZM135 235V234H134ZM166 235H164L163 237H165ZM220 236H216V239L217 240H219L220 238L219 237H222L221 235L222 234H219ZM69 236H70V234H69ZM73 236V237H74ZM87 236L85 235L84 237L85 238H87ZM169 236V235H168ZM246 236V235H245ZM243 237V238H241V237H236V238H239L238 240L240 241V238L241 239H244V241H245V244H239V245H235V244H237V243H235L234 245H235V247L234 248H232L231 250H229L228 252H227V254H226V256L224 257V259H223V262H221V264H264V234H259V235H256V236H254V237H252V235H247L246 237ZM38 237V236H37ZM36 237V238H37ZM57 237V236H56ZM61 237V236H60ZM78 237H77V239H78ZM82 238V239H84V241H85V238ZM132 237V236H131ZM136 237V236H135ZM137 237V238H138ZM160 237V236H159ZM162 237V236H161ZM160 237V238H161ZM161 238V240L162 239H164V238ZM170 237V236H169ZM67 238V237H66ZM76 238V237H75ZM110 238V239H111ZM128 238V240H130L132 243H135V241L133 242V240L130 238L129 239ZM30 239V238H29ZM61 239V238H60ZM68 239V238H67ZM67 239H66V241H67ZM80 239V238H79ZM113 239H112V242H116V241H113ZM165 239H166V237H165ZM170 239H172V238H170ZM51 240L53 241V242H51ZM63 239H61V241H62ZM138 240V239H137ZM167 240V239H166ZM169 240V239H168ZM168 240L166 241V242H168ZM39 241V242H40ZM78 241V240H77ZM80 241H81V239H80ZM84 241H82L83 243H84ZM87 241V240H86ZM106 241H108V242H106ZM170 242H171V240H169ZM232 240H230V242H231ZM235 241L237 242V239H235ZM241 241H243V240H241ZM243 241V242H244ZM34 242V241H33ZM70 243V241H67V243ZM159 242V243H158ZM165 242V246H166V243ZM65 243V242H64ZM66 243V244H67ZM75 243V242H74ZM78 243H80L79 241H78ZM128 243H129V241H128ZM128 243H127V245H128ZM161 243H162V241H161ZM169 243V242H168ZM234 243V242H233ZM21 244V243H20ZM73 244V243H72ZM85 244V243H84ZM131 244V243H130ZM228 244H229V242H228ZM86 245V244H85ZM125 245V246H124ZM133 245V244H132ZM136 245V244H135ZM151 245V246H150ZM161 245V247H162V245L163 244H160ZM160 245H159V248H160ZM169 245V244H168ZM47 246V245H46ZM73 246H75V244H73ZM124 246V249H123V251L121 250V248ZM130 246V245H129ZM134 246V245H133ZM148 246V245H147ZM18 247V246H17ZM86 247V246H85ZM131 247V246H130ZM135 247V246H134ZM167 247V246H166ZM169 247V246H168ZM16 248V247H15ZM46 248V247H45ZM76 248H79L78 250L81 252L82 250H81V248L80 247H76ZM75 247H72L71 245L69 246L68 244H67V246H66V251L65 252H63V254H62V256H60V259H61V257H62V259H67V258H77L78 259V257H79V255H78V253H79V251L76 249ZM36 249V248H35ZM52 249V250H53ZM88 249H90V248H88ZM90 249V250H91ZM129 249H131V248H129ZM132 249H133V247H132ZM137 249V248H136ZM155 249V248H154ZM163 249V248H162ZM165 249H168V250H170V247L169 248H165ZM45 250H47V249H45ZM64 250V249H63ZM90 250H89V252H90ZM153 250V249H152ZM157 250H159L158 249V247H157ZM15 251V250H14ZM56 251V252H57ZM84 251V250H83ZM86 251V250H85ZM148 251H149V249H148ZM167 251V250H166ZM129 252V251H128ZM126 253V252H125ZM130 253H131V258L133 259L134 257H136L135 255H137L139 252H137V254H135V250H130ZM173 253V252H172ZM175 253V252H174ZM58 254V253H57ZM84 254V253H83ZM168 254V253H167ZM32 255V254H31ZM92 255V254H91ZM90 255V256H91ZM127 255H130V254H128L127 253ZM144 255V254H143ZM161 255V254H160ZM163 255V254H162ZM172 255V254H171ZM175 255V254H174ZM42 256V255H41ZM51 256V255H50ZM126 256V255H125ZM124 256V257H125ZM153 256V255H152ZM167 255H165V257H166ZM39 257V256H38ZM58 257H59V255H58ZM88 257V256H87ZM130 258V256H126L124 259H125V263L124 264H127L128 262H130V261H128V260H126V258ZM137 257H138V255H137ZM171 257V256H170ZM37 258V257H36ZM39 258H41V257H39ZM81 258V257H80ZM91 258V257H90ZM99 258V259H98ZM127 258V259H128ZM139 258V257H138ZM146 258V257H145ZM167 258V259H166ZM165 259L167 260H165V262L164 263H167V264H172V262H171V260L168 258V257H166ZM171 258H173V257H171ZM42 259V258H41ZM64 259V260H65ZM86 259V258H85ZM93 259L94 260H96L94 257H93ZM131 259V260H132ZM135 259V258H134ZM139 259H141V258H139ZM138 259V260H139ZM175 259V258H174ZM174 259H172V260H174ZM183 259H185V258H183ZM1 260V259H0ZM8 260V259H7ZM19 260V259H18ZM44 260V259H43ZM42 260V261H43ZM45 260H47V259H45ZM111 260H113V259H111ZM137 260V258H136V261H138ZM6 261V260H5ZM4 261V262H5ZM86 261H88V264H95L94 263V261L92 260H90V259H88V260H86ZM85 261V262H86ZM100 261H98L97 263L98 264H100V263H102V262H100ZM126 261H127V263H126ZM40 262V261H39ZM100 262V263H99ZM110 262V261H109ZM132 262L134 263V264H139V263H135V261L134 260H132ZM131 262V263H132ZM139 262V261H138ZM43 263V262H42ZM41 263V264H42ZM45 263V262H44ZM43 263V264H44ZM47 263V262H46ZM45 263V264H46ZM96 263V264H97ZM113 263H115L114 261H113ZM121 263V262H120ZM119 263V264H120ZM131 263H128V264H131ZM141 263L143 264V262L141 261ZM153 263V262H152ZM159 263H160V261H159ZM213 263V262H212ZM219 263V262H218ZM218 263H213V264H218ZM49 264V263H48ZM103 264V263H102ZM109 264V263H108ZM112 264V263H111ZM116 264H118L117 262H116ZM123 264V263H122ZM161 264V263H160Z\"/></svg>","mask_w":264,"mask_h":264}]
</instances>
